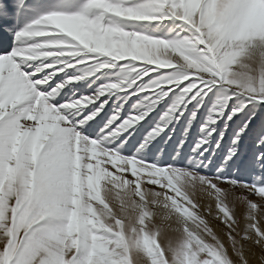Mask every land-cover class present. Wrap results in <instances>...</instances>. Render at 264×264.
<instances>
[{
  "label": "snow or ice",
  "instance_id": "1",
  "mask_svg": "<svg viewBox=\"0 0 264 264\" xmlns=\"http://www.w3.org/2000/svg\"><path fill=\"white\" fill-rule=\"evenodd\" d=\"M261 12L264 0H0L12 36L0 51V264H264V36H242ZM165 20L175 39L135 27ZM129 36L165 41L192 65L110 51ZM39 40L82 55H57L55 68L20 59L65 51ZM82 74L90 96L62 105L57 80ZM121 86L168 96L184 135L150 148L159 123L143 141L115 134L117 114L100 128L113 108L104 93ZM85 99L103 102L67 110Z\"/></svg>",
  "mask_w": 264,
  "mask_h": 264
},
{
  "label": "rangeland",
  "instance_id": "2",
  "mask_svg": "<svg viewBox=\"0 0 264 264\" xmlns=\"http://www.w3.org/2000/svg\"><path fill=\"white\" fill-rule=\"evenodd\" d=\"M98 6H106V0H93ZM198 0H179V6L184 7L187 3L190 6H196ZM111 10L118 12L119 14H124L121 10L112 8ZM260 21H264V12L259 14H253L249 21L246 24L245 30L242 36L247 37L252 35L253 31H257V35L264 36V28H261L258 31L257 25L260 24ZM177 23H179L177 18ZM186 23V22H184ZM135 27L137 30H141L148 34H153L157 38H164L167 34L170 38L175 39L176 33L180 31L179 28L173 27L172 22L170 20H165L163 23L159 21H140L136 22ZM40 31H45L47 34L52 35L54 33L48 32L47 29L41 28L38 29ZM84 38L92 44L97 42V35L91 30H84L82 32ZM256 35V34H255ZM34 37H24L22 41L32 40ZM39 43L43 44L47 48H65V51L61 53H55L53 57H40L36 56L32 58L31 53H26L24 56L20 57V59L28 61L30 64H39L41 60H44L46 64H51L52 68H55L56 65L53 63L55 56L62 55L63 57L67 56H79L82 55L79 52L73 53L68 51V47L66 45H52L47 43L44 40H39ZM5 47H12V36L11 34H5L3 31H0V51H2ZM109 49L112 52H115L117 55L121 57L131 56L136 59H142L149 63H157L161 66H170L173 61L179 62L182 58L183 61L190 66L192 65V61L189 57L184 56L182 52L179 51L175 46L169 45L165 41H156L149 38H142L139 36H129L125 37L123 40L119 42H113L109 45ZM81 63H87V60L82 61ZM71 67H76V64L70 65ZM2 67V65H0ZM100 69H97L96 72L93 73V76L96 75L97 72H100ZM61 71H56L53 75V79L56 77L62 76ZM39 75V73L37 74ZM68 83L64 84L61 87V81L57 80L56 87L60 89V94L56 97L57 100H60V97L63 96L64 99L61 100L62 105L70 104L77 99H84L90 96V91L87 87H78V85H82L85 80L91 79L86 74L81 75L80 80H75L71 77L67 78ZM103 79V77H102ZM107 82L116 83L115 79H110ZM51 83V80H49ZM123 83H127V81H123ZM76 85L77 87H73ZM161 87H167L166 85H161ZM157 91V89H136L135 92L132 90L124 88L123 86L110 89L104 93V97L107 98V102L103 104V109H109V105H113L112 110L107 111V115H104V111L101 110L100 115L104 116L103 122L100 124V128H103L107 123L108 119L117 114V119L120 120V124L116 129H113L117 136L125 135V133L130 132L131 136L129 139H139L143 141L145 137L148 136L150 132H154L157 126V123L162 127V131L155 134L154 139L149 144L151 148L153 145H156L157 141L160 140L165 133H168L171 137H176L177 135L183 136L184 132L181 128L180 121L183 120V115H180L179 109L172 111V113L168 116L165 115L166 112L171 108L172 101L169 100L168 96H165L163 100H156L153 102L152 93ZM124 93H130L126 98L121 99V96ZM171 95V93H169ZM139 97L137 100L135 97ZM168 101V103H165ZM103 101L101 100H90L85 99L82 104H74L73 107L68 108V111L71 112H80L83 108L91 107L93 103L100 104ZM226 111V109H225ZM143 115L142 119L138 121L135 117ZM63 114V113H62ZM185 114H187L185 110ZM199 115V113H197ZM217 116H222V113L219 110V106H217V111L213 115V121L215 124H220V119H217ZM131 118V122L130 121ZM67 119V117H66ZM99 119V117H96ZM91 123V121H89ZM231 123V121H229ZM123 127V130L121 128ZM135 129V131H133ZM83 135H88L87 132L84 131L83 128L79 129ZM99 129H97L98 131ZM191 131V128L188 129ZM215 135V131L212 133ZM94 138V137H93ZM187 143V140H185ZM127 155V153H124Z\"/></svg>",
  "mask_w": 264,
  "mask_h": 264
},
{
  "label": "bare ground",
  "instance_id": "3",
  "mask_svg": "<svg viewBox=\"0 0 264 264\" xmlns=\"http://www.w3.org/2000/svg\"><path fill=\"white\" fill-rule=\"evenodd\" d=\"M260 24H258L257 26L258 27H256V28H258V31L261 29V28H264V21H260L259 22ZM262 30V29H261ZM243 34V33H242ZM257 35V31L255 30V31H253V33H252V35Z\"/></svg>",
  "mask_w": 264,
  "mask_h": 264
}]
</instances>
